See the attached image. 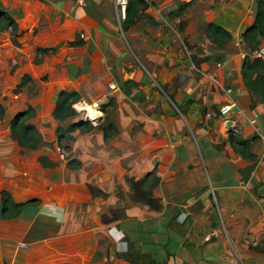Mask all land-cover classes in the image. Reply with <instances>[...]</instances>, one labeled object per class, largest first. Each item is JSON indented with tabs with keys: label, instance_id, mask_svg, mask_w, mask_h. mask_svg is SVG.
Returning <instances> with one entry per match:
<instances>
[{
	"label": "crops",
	"instance_id": "crops-1",
	"mask_svg": "<svg viewBox=\"0 0 264 264\" xmlns=\"http://www.w3.org/2000/svg\"><path fill=\"white\" fill-rule=\"evenodd\" d=\"M147 1L156 23L140 19L124 31L125 11L113 0H0L15 22V31L0 30L4 119L31 107L39 129L54 119L59 91H77L86 104L102 103L99 126L109 115L114 131L105 143L126 163L115 183L94 182L120 198L95 197L86 209L90 197L19 198L0 152V264H37L54 250L65 264H264V144L256 134L264 113L245 84L248 49L236 44L255 0ZM209 23L230 39L212 42ZM229 98L234 133L218 115ZM125 175L137 179L135 199ZM4 189L24 203L8 216ZM78 193L86 195L82 185Z\"/></svg>",
	"mask_w": 264,
	"mask_h": 264
},
{
	"label": "rangeland",
	"instance_id": "rangeland-1",
	"mask_svg": "<svg viewBox=\"0 0 264 264\" xmlns=\"http://www.w3.org/2000/svg\"><path fill=\"white\" fill-rule=\"evenodd\" d=\"M0 100L3 101L0 102L1 104L6 103L4 98L1 99L0 97ZM84 104L85 102L80 99L73 103L72 106L78 113V117L89 120L94 125V128L88 130L85 126H81L66 130L74 119L58 121L46 117V120H43L39 126L42 140L35 151L30 148L19 149L16 146V140L10 132V119L17 112L23 111V109H15L9 118L4 119L3 117V119H0V128L2 127L3 134H5L1 136L2 138L0 137V152L4 156H9L10 160L8 161V173L6 176H8V180L12 181V186L16 185V196L19 198H56L65 202L78 201L79 198L82 200L90 197L85 201H81V205L84 204L86 209H88L90 199L95 197H100L102 201L120 198L119 192L116 194H104L102 190H99V186L94 183L97 181L115 183L121 167L126 166V163L121 160L120 151L115 149L110 151L105 143L111 134L114 133L109 119L110 116L105 115L100 127L101 119L98 118L102 117V113L100 112L101 109L99 110L98 108L101 106L104 108L102 103L98 104L99 107L91 105L99 111V114L94 119L87 117V111L83 109ZM2 105L4 111H6V104ZM33 118L31 117L30 120H33ZM91 153L101 154L102 160L97 163L92 162L88 156ZM39 155L47 156L48 161L54 163V166L44 167L36 162L35 157ZM82 158H85L84 162H81ZM69 161H72L71 165H68ZM125 180L129 184L130 197L135 199L137 197V179L133 176L125 175ZM79 185L85 188L86 195H79ZM115 203L114 201L110 204ZM105 208L104 205L101 206L100 215L105 214ZM71 250L72 246L69 250V255H71ZM90 252V248H83L79 251L83 257L85 255L88 256ZM72 261L70 260V262ZM85 262L86 260L84 259V261H78L75 264H86ZM37 264H65V262L62 255L54 250L40 258Z\"/></svg>",
	"mask_w": 264,
	"mask_h": 264
},
{
	"label": "trees",
	"instance_id": "trees-1",
	"mask_svg": "<svg viewBox=\"0 0 264 264\" xmlns=\"http://www.w3.org/2000/svg\"><path fill=\"white\" fill-rule=\"evenodd\" d=\"M147 0H127L125 7V17L121 21V27L124 31L131 28L138 20L145 19L151 23H156L154 18L146 13L149 7ZM186 3L182 4L176 12H170L168 16L177 15L184 10ZM12 28L15 31V22L11 16L5 12H0V30ZM206 35L214 43H224L230 39V34L218 25L209 23L206 28ZM264 39V0H255V11L253 22L242 33V40L248 50H253ZM243 76L245 84L250 92L259 97L264 103V58L245 59ZM24 80L20 83L23 84ZM80 100V94L77 91L60 90L52 111V117L58 121L74 119L66 130H72L85 126L88 130L94 128V125L86 119L78 117V113L72 104ZM33 109L28 107L23 111L17 112L9 121L11 135L21 148H30L36 150L39 142L42 140L38 127L30 120L33 116ZM5 111L0 103V119L4 117ZM105 134V133H104ZM62 136V135H59ZM238 142V141H236ZM238 144L245 147V142L239 141ZM242 149V148H241ZM242 149V150H243ZM38 162L44 167H53L54 163L48 161L47 156L39 155ZM69 161L68 165H71ZM3 211L8 216L7 211L17 212L24 203H14L6 191L1 192ZM10 214V213H9Z\"/></svg>",
	"mask_w": 264,
	"mask_h": 264
},
{
	"label": "built area",
	"instance_id": "built-area-1",
	"mask_svg": "<svg viewBox=\"0 0 264 264\" xmlns=\"http://www.w3.org/2000/svg\"><path fill=\"white\" fill-rule=\"evenodd\" d=\"M117 9L119 10L121 16H123V13L125 11L126 3L127 0H113ZM83 37V34H81ZM237 45H244L243 40L237 41ZM242 57L247 58V57H253V58H264V39L261 41L259 45H257L253 50H244L242 52ZM220 65V63H218ZM226 94L229 95L228 93L230 92V89L225 90ZM236 106L235 100L229 98L228 101L222 105L219 106L218 108V115L223 119L224 122H227L231 120L230 124H227V128L230 129L231 133L237 131L236 125H234L232 119L229 117V113L231 112L232 108ZM84 109V108H83ZM261 111L264 113V103L262 102L261 104ZM210 115V114H208ZM252 123L255 122V119L251 120ZM256 134L263 141L264 144V131H259L256 129ZM184 218V213L179 214V219L182 220ZM209 237H206L208 239Z\"/></svg>",
	"mask_w": 264,
	"mask_h": 264
},
{
	"label": "bare ground",
	"instance_id": "bare-ground-1",
	"mask_svg": "<svg viewBox=\"0 0 264 264\" xmlns=\"http://www.w3.org/2000/svg\"><path fill=\"white\" fill-rule=\"evenodd\" d=\"M83 108L87 111L86 112L87 117H90L91 119H94L99 114V111L97 109H94L89 104L85 103Z\"/></svg>",
	"mask_w": 264,
	"mask_h": 264
},
{
	"label": "water",
	"instance_id": "water-1",
	"mask_svg": "<svg viewBox=\"0 0 264 264\" xmlns=\"http://www.w3.org/2000/svg\"><path fill=\"white\" fill-rule=\"evenodd\" d=\"M231 123V120L227 121V124H230Z\"/></svg>",
	"mask_w": 264,
	"mask_h": 264
}]
</instances>
